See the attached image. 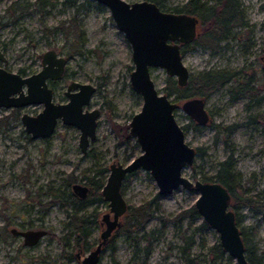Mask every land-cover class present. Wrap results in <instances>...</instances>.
Segmentation results:
<instances>
[{"label": "rangeland", "instance_id": "1", "mask_svg": "<svg viewBox=\"0 0 264 264\" xmlns=\"http://www.w3.org/2000/svg\"><path fill=\"white\" fill-rule=\"evenodd\" d=\"M27 1L34 0H0V46L5 53V60L0 63L7 69L19 71L22 68V73L30 74L41 67L43 51L52 47L67 57L63 76L51 85L54 99L65 100L63 91L69 79L91 82L95 90L87 106H98L101 111L97 118L96 136L82 152L78 146L79 128L64 124L60 119L49 136L30 137L19 116L22 111L31 114L39 111L41 104L21 106L17 116L12 111L15 107L0 106V264H81L83 254L77 258L74 255L79 251L77 248L64 249L55 238V235L60 237L71 230L65 223L68 217L64 205L58 201L45 210L41 204L50 199L53 191L67 196L73 182L86 184L83 173L91 174L97 165L107 166L112 160L126 163L141 152L140 145L131 134L128 141L124 140L121 125L128 124L142 101L128 79L133 64L131 48L110 16L108 6L96 0H76L74 4L59 0L41 14L31 5L23 8ZM184 1L165 0L163 8L167 10ZM12 2H15L14 6L19 4L22 7L14 12L13 15H19L13 20L12 10L7 8ZM240 3L246 23L234 27L233 36L223 39L219 50L211 52L204 46H194L182 53L189 75L213 68L242 69L225 87L205 96L210 123L218 125L213 127L207 123L184 128L191 119L189 115L180 106L174 109V115L185 131V140L203 150L196 151L192 164L186 165L182 174L191 179L212 175L218 161L231 155L235 161V183L246 193L260 196L264 193V128L260 123L245 124L244 121L248 113L264 109V99L251 103L248 108L246 97L232 99L227 95L226 87L242 82L250 71L255 72L260 81L264 79L261 63L264 54V0H240ZM44 25L47 28L57 25L62 29L49 33L43 30ZM65 31H72L75 35L79 31L82 33V51L67 55L69 43ZM151 76L156 88L167 93L164 89L168 76L165 69L151 67ZM169 98L176 100L173 93ZM176 101L178 104L182 102ZM231 123L237 124L232 131H226L223 126ZM73 175L76 180L67 184L69 176ZM121 188L128 205L141 204L152 198L159 202L158 208L145 222L143 231L131 232V236L156 229L161 224V216L170 218L163 231L156 232L149 240L147 256L143 252L147 241L134 243L120 232L116 234L114 252L103 248L99 264H110L112 258L118 264H184L182 246L188 248L190 256L199 264H236L234 258L228 259L226 251L220 256L211 249L214 243H219L218 233L213 227L195 228L189 225V217L171 219L179 210L193 204L198 196L194 188L178 186L171 192L160 194L155 180L144 168L128 173ZM93 209L97 217L89 220L92 243L89 249L99 237L103 226L99 219L102 212L108 210V201L102 198L86 202L80 212L91 218ZM237 213L245 244L252 247L255 255L262 257L261 264H264V210L241 205ZM200 220V217L196 219L195 224ZM13 226L43 227L46 233L37 243L27 246L21 236L11 234ZM63 249L72 251V256L65 255Z\"/></svg>", "mask_w": 264, "mask_h": 264}, {"label": "water", "instance_id": "2", "mask_svg": "<svg viewBox=\"0 0 264 264\" xmlns=\"http://www.w3.org/2000/svg\"><path fill=\"white\" fill-rule=\"evenodd\" d=\"M96 1L108 6L110 16L131 48L133 64L128 79L131 88L140 94L142 102L127 123L128 133L140 145L141 152L126 163L112 160L107 165L101 195L108 201V210L102 212L100 217L103 226L94 246L86 252H76L83 254L81 264H99L106 241L120 226L127 210L122 181L127 173L137 168L149 172L160 194L171 192L178 186L194 188L198 196L193 205L207 225L217 231L221 248L234 258L236 264H250L235 211L229 205L231 194L227 188L215 179H191L182 174V169L192 164L196 152L194 146L185 140L182 126L175 119L174 109L180 106L192 120L205 124L210 120L205 99L193 96L178 104L166 92L156 88L151 76V67H162L179 86L186 84L189 69L183 62L181 49L183 44L191 42L198 35V17L193 13L165 10L152 0ZM261 59L264 69V54ZM4 60L5 53L0 49V62ZM66 60L64 54L51 47L41 54V67L30 74L7 69L0 63V106L21 108L32 103L41 104L39 111L32 114L22 111L19 116L30 137L49 136L60 119L64 124L79 128L78 146L85 152L89 141L96 136L101 109L86 106L95 90L91 82L72 80L65 90L67 99L63 102L53 99L47 79L59 78ZM71 190L77 197H85L88 186L76 181L71 184ZM11 232L22 236L24 244L31 245L38 242L46 230L43 227L13 226Z\"/></svg>", "mask_w": 264, "mask_h": 264}, {"label": "trees", "instance_id": "3", "mask_svg": "<svg viewBox=\"0 0 264 264\" xmlns=\"http://www.w3.org/2000/svg\"><path fill=\"white\" fill-rule=\"evenodd\" d=\"M59 0H34L32 2L27 1L23 8H28L30 5L32 9L39 11L41 14H44L48 11L49 6H53ZM76 0H61L62 3H72L74 4ZM155 3H158L162 8L164 7L165 0H152ZM15 2L10 3L7 8L12 10L11 15L17 9L22 8L19 4L15 5ZM164 9V8H163ZM167 10H171L174 12L182 11L185 13H193L198 17L199 20V32L198 35L191 40V42L183 44L181 52L183 53L187 49H190L194 46H204L208 48L211 52L219 50L222 47L220 42L227 38L233 36L234 32H232L234 27L244 26L246 21H244V10H242L240 0H214V2L208 3L204 0H186L181 4L176 6H172ZM19 15V14H17ZM17 15H13L14 18ZM62 27L57 25L50 26V28L43 26V30L50 32H56L61 30ZM67 35L69 51H67V55L73 54V52H80V46L83 44L84 39L82 33L79 31L75 34L72 31H65ZM70 39V40H69ZM132 66H130L131 68ZM23 69L20 68L19 72H22ZM242 69H229V68H213L204 70L198 74L189 75L188 81L185 85L179 86L176 83L175 78L172 76H167L166 84L164 85V89L167 90V95L174 94L176 100H183V98L191 97L193 95H197L200 97H205L208 94L214 92L215 90L221 89L225 87L224 85L234 79L237 73H240ZM257 86L249 85V80L247 79L245 82H239L236 85L230 84L226 87V92L229 97L232 99H236V96L242 95L248 97L249 99L246 102V107L250 108L251 99L254 97V103H258L262 99H264V79L260 81L259 79L254 80ZM258 94V95H257ZM18 108H13L12 111L16 112L17 116ZM247 119L244 121L245 124H261L264 128V109L258 110L255 112L248 113ZM193 122V121H192ZM211 126L216 127L218 124L209 123ZM237 123H231L227 126H223L226 131H232ZM121 128L125 134L123 137L125 141H128L130 134L128 133V124L121 125ZM196 151L203 152L201 147H197ZM93 156H96L94 152H92ZM235 165L234 159L231 155H228L226 159H222L218 161V167L214 174L204 176L203 180H211L215 179L216 181L223 184L229 194H231L230 199V207H232L235 211L236 215V223L238 225V213L237 208L241 205H247L248 207H254L255 209L264 210V193L260 196L258 194H248L244 191L237 183H235L236 175L233 172V168ZM108 172V167L105 165H97L93 172L90 174L84 172L83 177L86 179V184L88 186V193L85 197H77L74 193L69 190L68 195H63L62 193L51 192L50 199L47 200L46 203H42L41 206L46 210L48 206L52 203L60 202L64 205V208L67 212L68 220L65 221L67 227H71L70 232L64 233L62 236H56L55 238L61 243L62 247L65 249L66 247H72V249L77 248L79 251H83L89 249L92 245L90 241L91 231L89 228V220L95 219L97 217L95 209L91 211V218L88 215L80 212V210L84 207L86 202L95 201V199H102L101 195V187L106 180V175ZM128 175V173L126 174ZM125 175V176H126ZM72 180H76V176H69L67 180V184H70ZM157 196L159 194H156ZM159 206V202L156 201L155 198H152L148 201H145L141 204L128 205L126 207V212L123 214L121 218L122 222L119 227H117L113 231V235L106 241V244L103 248H110L112 252H114L115 248V239L117 233H125L127 237L131 238L134 243L138 242V240L147 241L146 246L143 248V252L147 256L150 249V239L155 236V233H159L163 231V228L170 217L161 216V224L156 229H150L149 232H143L140 235L131 236V232L135 231H143L145 222L151 217ZM70 207V208H69ZM188 208L181 209L177 212L176 215L171 217L173 220H180L181 217H189L188 223L189 225L194 226L195 228H203L207 227V223L200 217V214L197 212L196 207L191 204L187 206ZM201 218L199 224H195L196 219ZM240 235L242 236L246 258H248L250 264H261L262 257L255 255L252 247L245 244L246 239L245 236L242 235L240 230ZM192 242V239L189 241L188 245ZM138 249V246L136 247ZM62 252L67 255L69 258L72 256V251L67 252L65 250ZM217 255L224 254L225 250L221 248L219 243H214L212 248ZM136 250V249H135ZM181 250L183 251V259L184 264H199L196 258L190 256L189 250L187 247L182 246ZM228 259H232L229 255H227ZM110 264H118V261L115 258H112ZM231 264V263H229Z\"/></svg>", "mask_w": 264, "mask_h": 264}, {"label": "flooded vegetation", "instance_id": "4", "mask_svg": "<svg viewBox=\"0 0 264 264\" xmlns=\"http://www.w3.org/2000/svg\"><path fill=\"white\" fill-rule=\"evenodd\" d=\"M0 49H1V46H0ZM2 50V49H1ZM40 57H41V55H40ZM262 60V59H261ZM40 61H41V59H40ZM262 63V62H261ZM65 69V68H64ZM263 69V68H262ZM264 70V69H263ZM63 73H64V70H63ZM63 76V74L59 77V78H61ZM58 78H55V79H47V84L51 87V90H52V94H53V87L51 86L52 84H53V81H55V80H57ZM249 80V85H251L250 83H256L254 80L255 79H259V76L258 75H256L255 74V72H253V71H250V72H248L247 73V77H246V79H244V80H242V82H245L246 80ZM74 81V80H76V79H69L68 81H67V84H66V86H65V89H64V91H63V94H65V90L67 89V86H68V84H69V82L70 81ZM76 81H78V80H76ZM230 82V81H229ZM187 83V82H186ZM255 86V85H254ZM71 90H73V89H71ZM227 93V92H226ZM54 95V94H53ZM227 95H228V93H227ZM258 95V94H257ZM193 96H197V95H193ZM193 96H191V97H193ZM229 96V95H228ZM65 100L67 99V95L65 94ZM200 97V96H199ZM236 97H245V96H242V95H238V96H236ZM186 98H188V97H186ZM203 98V97H202ZM247 99H249L248 97H246ZM53 99H54V97H53ZM185 98H183V100H184ZM204 99H205V97H204ZM54 100H56V99H54ZM182 100V101H183ZM254 100H255V98L253 97L252 99H251V103H254ZM57 101H59V100H57ZM61 102H63V101H61ZM87 106V105H86ZM88 107V106H87ZM90 108V107H89ZM207 111H208V109H207ZM209 112V111H208ZM186 113V112H185ZM188 115V114H187ZM211 120V119H210ZM210 120L208 121V122H206L205 124H207V123H210ZM193 121V122H192ZM205 124H200V123H198L196 120H192V119H190V121L189 122H187L186 124H184V128H195V127H198V125H205ZM183 129V128H182ZM184 131V130H183ZM184 133H185V131H184ZM198 146H195L194 148H195V152H196V148H197ZM79 198V197H78ZM99 221H100V219H99ZM100 224H101V221H100ZM10 232H11V228H10ZM11 234L12 235H14V236H16V235H18V234H13L12 232H11ZM18 236H20V235H18ZM22 237V236H21ZM22 241H23V237H22ZM37 243V242H36ZM24 244V243H23ZM24 245H26V244H24ZM29 245V244H28ZM27 245V246H28ZM32 245V244H31ZM89 250V249H88ZM74 255L77 257V258H80V254L78 253V254H76V253H74Z\"/></svg>", "mask_w": 264, "mask_h": 264}]
</instances>
